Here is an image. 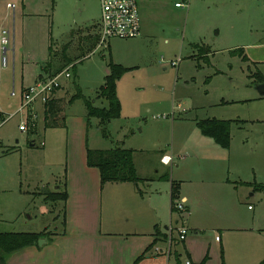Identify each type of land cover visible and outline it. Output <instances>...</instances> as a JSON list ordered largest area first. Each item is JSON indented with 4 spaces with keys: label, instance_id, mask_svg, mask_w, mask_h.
Listing matches in <instances>:
<instances>
[{
    "label": "rangeland",
    "instance_id": "374dc122",
    "mask_svg": "<svg viewBox=\"0 0 264 264\" xmlns=\"http://www.w3.org/2000/svg\"><path fill=\"white\" fill-rule=\"evenodd\" d=\"M9 2L16 8H9ZM177 2L185 5L178 7ZM139 9L141 37L113 38L112 53L106 50L102 57L97 52L74 64L84 30L79 26L100 19L101 0H0V33L9 29L11 37L9 65H0V232L53 235L62 231L63 201L46 196L65 188L68 148L80 155V149L87 146H162L174 154V162L180 166H199L213 157L220 163L225 158L232 175L234 172L243 180L241 184L264 183V96L258 88L259 77L264 78V0H139ZM70 36L72 41L65 44ZM193 44L209 46V54L201 55ZM50 45L56 48L51 54ZM237 48H243L247 60ZM68 53L73 61L66 62ZM49 61L50 72L60 65L61 71L71 67L72 78L63 88L67 98L80 86L83 97L99 107L104 101L100 88L110 63L128 67L117 81L120 117L108 124L98 117L88 118L85 101L78 98L66 107L67 131L45 128L41 101L20 111L23 89L35 83ZM196 117L231 120V148L213 153L193 119ZM24 122L25 131L21 129ZM191 146H199L203 156L186 153ZM159 158L152 153L142 163L150 169ZM170 164L165 166L167 176L173 167ZM243 189L242 205L235 207L219 198L212 205L224 206L218 210L228 213L235 211L242 223L254 222L250 226L264 230V191L251 196L249 187ZM215 233L211 229L201 232L209 239L212 236L210 255L215 254L216 264L219 260L220 264L225 260L233 263L239 257H250L248 264H252L256 249L264 254V232L258 234L250 227L232 229L226 232L223 244L215 241ZM159 237L169 244L166 253L182 242L177 230ZM179 248L185 262L183 245ZM221 249H226L223 257ZM171 264H175L174 258Z\"/></svg>",
    "mask_w": 264,
    "mask_h": 264
},
{
    "label": "crops",
    "instance_id": "0c3cea01",
    "mask_svg": "<svg viewBox=\"0 0 264 264\" xmlns=\"http://www.w3.org/2000/svg\"><path fill=\"white\" fill-rule=\"evenodd\" d=\"M80 29H84L78 47L80 54L75 57L74 64L82 57L97 52H100L102 57L106 56V50L112 53L111 42L107 48L99 44L100 19L94 24L79 26ZM74 30L72 29L71 32L73 33ZM72 39L71 37L65 41V44H69ZM65 48L68 50L69 45H65ZM55 49L52 46V53ZM69 54L65 57L66 62L74 60ZM43 67L35 82L41 77L50 75ZM66 85L67 83L64 82L52 98L67 96L66 92L63 94ZM102 99L104 101L101 107H108V101L104 97ZM42 105L45 119V104ZM35 114L38 117L36 112ZM68 123L69 120L66 118L67 127L63 129L67 131ZM205 137L203 140L213 153L223 152L221 150L224 148L212 138ZM45 144L46 142L43 141L42 145ZM126 148L134 151V161L141 178L137 183L102 184L100 170L90 167L87 163L88 146L80 149V155L78 150L68 148L66 233H62V229L61 232H55L51 236L52 241H47L42 246H29L14 252L7 259V264H171L173 258L175 264H185L179 248L181 244L187 254L186 259H190L193 264L201 262L206 256H209L206 264H216L213 261L215 254H212V257L210 255L214 244L211 240L212 236L210 239L204 237L202 231L211 229L212 232H216L215 241L222 244L226 232L232 229L243 230L250 227L258 231V234L264 232L259 227L250 226L254 222L242 223L241 217L235 211L228 213L226 210H218L224 206L212 205V201L218 198L231 201L235 207L242 205L244 202L240 193L246 186L250 188L251 196H255L258 192L252 186L241 184L243 180H240L236 173L233 172L232 175V167L227 159L224 158L223 162L219 163L214 162L213 157L202 165L189 167L186 164L180 166L179 163H175L174 154L162 146L153 148L141 144ZM189 152L196 157L203 156L199 146L187 148L186 153ZM152 153L159 156L160 161L157 166L146 169L142 162H145V158ZM165 155L173 159L170 164L173 167L168 179L165 166L169 164L161 160ZM178 156L182 159L186 158L185 155L178 154ZM173 193L175 200L180 199L185 203L184 213L173 210ZM207 208L210 212H207ZM249 210H252L251 205ZM217 211L219 213H215ZM254 220L253 215L252 221ZM183 224L188 226L189 233L193 231L195 234L188 233L184 241L171 246L166 253L169 244L160 239L159 234L169 235ZM217 236L220 240L216 239ZM141 255L144 256L138 260ZM263 258L261 249H256L251 255L252 264H260ZM249 259L250 257L247 259L239 257L233 263L228 260L224 263L248 264ZM220 262L221 260L219 264Z\"/></svg>",
    "mask_w": 264,
    "mask_h": 264
},
{
    "label": "trees",
    "instance_id": "16d2710c",
    "mask_svg": "<svg viewBox=\"0 0 264 264\" xmlns=\"http://www.w3.org/2000/svg\"><path fill=\"white\" fill-rule=\"evenodd\" d=\"M193 47L198 49L201 55L209 54V46H201L199 44H193ZM50 54L52 53V47L50 46ZM239 52L243 53L244 59L247 60V55L242 51L243 48H237ZM235 49V50H237ZM233 50V51H235ZM234 53V52H233ZM206 62H209V58L204 56ZM52 62L49 61L44 68L51 76L60 72L63 68L62 65L55 67V71L52 69ZM129 68L117 64L110 63V72L105 77V83L101 86V97H104L108 101V107H99L93 105V103L87 98L83 97L80 86H77V93L70 98L65 97H53L45 104V128H66V107L69 103L75 101L78 98H83L87 108L88 118L94 116L101 120V123L108 124L112 119L119 118L121 115V102L117 93V81L121 75ZM259 82H264V78L259 77ZM89 120V119H88ZM200 132L207 137L212 138L220 147L229 149L232 142L231 136V120L218 119V118H204L194 119ZM237 122H241L238 121ZM106 137H109V132L104 128L103 131ZM87 163L90 167H96L100 170L102 184L106 182H134L137 183L141 180L138 175L137 167L134 161V151L131 148L126 147H113L109 149H87ZM169 176H167V179ZM252 186L256 191H264V183L249 182L243 183ZM64 190L49 191L47 192V198L52 201L62 200L64 209L63 231L66 233V202L68 199V191L66 182ZM175 191V189H174ZM175 202V193H173V210ZM159 233V231H157ZM52 235L42 232H0V264H7V259L16 251L29 246H40L39 239L45 238L48 242L52 241ZM223 249L221 254L223 257ZM141 255L138 260L143 257ZM209 256H206L201 262L197 264H206ZM223 264H225L223 262ZM260 264H264V258Z\"/></svg>",
    "mask_w": 264,
    "mask_h": 264
},
{
    "label": "built area",
    "instance_id": "2783aa9c",
    "mask_svg": "<svg viewBox=\"0 0 264 264\" xmlns=\"http://www.w3.org/2000/svg\"><path fill=\"white\" fill-rule=\"evenodd\" d=\"M184 2H177L176 6H183ZM9 8H16L14 3L7 4ZM141 35V15L139 9V0H101V17H100V38L101 47L107 48L109 42L113 38L132 39ZM11 45V37L9 29H2L0 33V65L8 67L9 65V49ZM71 68V67H70ZM67 68L53 76H45L39 78L33 85L24 88L21 93L22 104L20 111H24L36 101L46 104L63 83L72 77V71ZM22 130H27L26 122L21 124ZM43 144V142H42ZM162 162L170 164L172 157L165 155ZM175 209L181 213L186 211L183 201L177 199L174 202ZM180 241H184L189 233L186 224L180 225L177 229ZM220 240V237H216ZM171 240V239H170ZM185 264H193L190 259Z\"/></svg>",
    "mask_w": 264,
    "mask_h": 264
},
{
    "label": "water",
    "instance_id": "95a60500",
    "mask_svg": "<svg viewBox=\"0 0 264 264\" xmlns=\"http://www.w3.org/2000/svg\"><path fill=\"white\" fill-rule=\"evenodd\" d=\"M258 88L260 89V93L262 96H264V82H261L259 85H258ZM47 242V239H44V238H41L39 239V245L42 246L44 243Z\"/></svg>",
    "mask_w": 264,
    "mask_h": 264
},
{
    "label": "bare ground",
    "instance_id": "6f19581e",
    "mask_svg": "<svg viewBox=\"0 0 264 264\" xmlns=\"http://www.w3.org/2000/svg\"><path fill=\"white\" fill-rule=\"evenodd\" d=\"M141 34H142V26H141ZM141 36V35H140ZM133 39V38H132ZM59 73V72H58Z\"/></svg>",
    "mask_w": 264,
    "mask_h": 264
}]
</instances>
